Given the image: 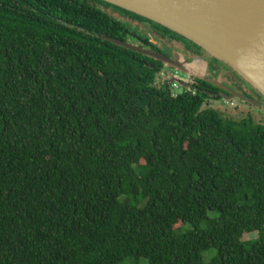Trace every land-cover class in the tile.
I'll return each mask as SVG.
<instances>
[{
	"label": "trees",
	"instance_id": "1",
	"mask_svg": "<svg viewBox=\"0 0 264 264\" xmlns=\"http://www.w3.org/2000/svg\"><path fill=\"white\" fill-rule=\"evenodd\" d=\"M105 7L166 29L0 0V264H264V124L208 106L203 79L172 96L162 62L108 40L140 31Z\"/></svg>",
	"mask_w": 264,
	"mask_h": 264
},
{
	"label": "water",
	"instance_id": "2",
	"mask_svg": "<svg viewBox=\"0 0 264 264\" xmlns=\"http://www.w3.org/2000/svg\"><path fill=\"white\" fill-rule=\"evenodd\" d=\"M156 23L190 41L222 63L264 101V0H99ZM109 41L156 58L176 74L168 82L182 88L186 79H204L223 90L226 101L244 103L264 114V103L245 98L197 73V64L169 59L119 41ZM192 88V87H191ZM194 90H197L194 88ZM180 92V91H178Z\"/></svg>",
	"mask_w": 264,
	"mask_h": 264
},
{
	"label": "flooded vegetation",
	"instance_id": "3",
	"mask_svg": "<svg viewBox=\"0 0 264 264\" xmlns=\"http://www.w3.org/2000/svg\"><path fill=\"white\" fill-rule=\"evenodd\" d=\"M110 14L118 15L123 18L126 23L130 25H135L138 28V36L128 38L130 42L134 43L132 45H142L144 44L145 37H147V41L152 44V41L155 42L153 46L158 50L163 51L164 55L169 58H174L177 55L182 61L186 62L187 64H197V73L204 78L211 79L215 78L219 83L222 84L224 88H229L232 90H238L249 94L251 98L255 101L260 103H264L262 97H260L257 93L253 90L248 88L242 80L235 75L229 68L224 66L222 63L216 61L215 59L211 58L208 54L204 51L199 49L197 46L193 45L191 42L186 40L185 38L161 27L155 26L149 22H140L139 20L129 16L128 14L119 13L116 8H109L105 7ZM120 14V15H119ZM140 27L145 33L141 32ZM167 30V31H166ZM176 74V70L170 66H163L162 71L158 74L159 82L162 83L165 89H170L171 84L168 82L174 77ZM181 77L186 79V87H196L198 85L207 84L203 82V80H199L194 77H186L182 73H180ZM209 85V84H208ZM211 86V85H209ZM211 88L216 89L217 92L207 91L208 94L215 96L218 98L217 100L210 99L207 101V105L210 106L211 103H218L222 100H225L223 95H227L224 91H220L216 87L211 86ZM170 93V92H169ZM210 103V104H209ZM246 106L244 103H238ZM235 102V105H238ZM211 107V106H210ZM264 118V115H263Z\"/></svg>",
	"mask_w": 264,
	"mask_h": 264
},
{
	"label": "rangeland",
	"instance_id": "4",
	"mask_svg": "<svg viewBox=\"0 0 264 264\" xmlns=\"http://www.w3.org/2000/svg\"><path fill=\"white\" fill-rule=\"evenodd\" d=\"M157 82H159V79H157ZM156 85H159V84H156ZM171 89H172V87L170 86L169 90H171ZM225 101L226 100H222L218 103H211L210 106H211V108L221 110L227 118H231L234 120H241L247 116H251L255 122H261L264 124V118H263L264 114L263 113L256 111L254 108H252L251 106H248V105L244 106L242 104L237 103L238 105L228 106V105L224 104ZM256 237H257V232H252L249 234H243L241 237V240L247 241V240L255 239ZM212 253H214V250L206 251L203 254V260L207 261L209 256ZM134 263L148 264L147 260L144 258L139 259L137 262L136 261L133 262V260L128 259V260L123 261L120 264H134Z\"/></svg>",
	"mask_w": 264,
	"mask_h": 264
},
{
	"label": "built area",
	"instance_id": "5",
	"mask_svg": "<svg viewBox=\"0 0 264 264\" xmlns=\"http://www.w3.org/2000/svg\"><path fill=\"white\" fill-rule=\"evenodd\" d=\"M171 87H172V89L169 90V91L172 94V96H176L177 94H180L182 92V90L184 91V89L189 90L191 88V87H186V86L180 88L176 84H171ZM178 91H180V92H178ZM191 94H194V93L191 92ZM224 104L228 105V106H234L235 102L234 101H225Z\"/></svg>",
	"mask_w": 264,
	"mask_h": 264
}]
</instances>
